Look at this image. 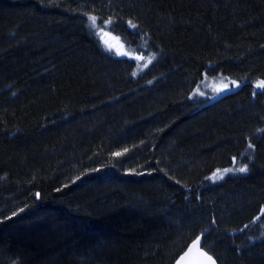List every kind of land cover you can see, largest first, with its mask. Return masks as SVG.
Here are the masks:
<instances>
[{"label":"trees","instance_id":"obj_1","mask_svg":"<svg viewBox=\"0 0 264 264\" xmlns=\"http://www.w3.org/2000/svg\"><path fill=\"white\" fill-rule=\"evenodd\" d=\"M261 80L264 0H0V264H264Z\"/></svg>","mask_w":264,"mask_h":264},{"label":"rangeland","instance_id":"obj_2","mask_svg":"<svg viewBox=\"0 0 264 264\" xmlns=\"http://www.w3.org/2000/svg\"><path fill=\"white\" fill-rule=\"evenodd\" d=\"M122 49V47H120ZM264 80L256 82L258 88H264L261 86V83ZM242 83H239L237 80L231 79L230 77L223 75H216L213 77H206L201 85L197 87L193 92V97L198 99H211L217 98L221 94L235 91L241 87ZM230 170V171H226ZM222 170V172L214 175L215 178L223 177L227 174H236L238 173V168L233 167L230 169Z\"/></svg>","mask_w":264,"mask_h":264},{"label":"snow or ice","instance_id":"obj_3","mask_svg":"<svg viewBox=\"0 0 264 264\" xmlns=\"http://www.w3.org/2000/svg\"><path fill=\"white\" fill-rule=\"evenodd\" d=\"M89 21H90V27L91 28H96L97 27V18L95 16H89L88 17ZM114 22L113 21H107V22H104L105 26H108V25H111L113 24ZM130 24V27H132L133 29L136 28V25L134 24ZM103 31V29H101V32ZM107 33H105L106 35ZM105 44H107V41H105ZM114 46L113 45H108V48L111 49L113 48ZM116 54L117 55H120V56H125V55H128V53H125V52H121L119 49L116 50ZM133 59L135 60H143L144 57L143 56H138V57H133ZM149 63H151V60H149ZM144 67H147V64L144 65ZM133 76L137 75L136 72H133L132 73ZM261 86L264 87V82L261 83ZM116 155H120L119 153H116ZM247 167H240L238 169L239 172L241 173H244V172H247ZM226 171H230V170H226ZM222 178V177H220ZM39 195V194H37ZM200 237L198 236L196 238L195 241H193L192 245L188 248V251L184 254V257H181V261H184L186 257H188L192 252H193V249H197L198 253H199V256L202 257L203 259L202 260H195V261H192L191 264H216V261L208 255L207 252L203 251L202 249H199L198 248V245L200 244ZM181 261H178V264H181Z\"/></svg>","mask_w":264,"mask_h":264},{"label":"water","instance_id":"obj_4","mask_svg":"<svg viewBox=\"0 0 264 264\" xmlns=\"http://www.w3.org/2000/svg\"><path fill=\"white\" fill-rule=\"evenodd\" d=\"M200 244L198 245V248L199 249H202L203 251L207 252L203 247H202V239L200 238ZM193 243V242H192ZM192 243L189 245V247L192 245ZM188 247V248H189ZM188 248L186 249V251L182 254L181 257H184V254L188 251ZM209 256H211L215 261L216 259L209 253L207 252ZM181 257L178 261H181ZM203 258L199 256V253L197 251V249H193V252L185 258L184 261H181V264H191L192 261H195V260H202ZM178 264V262H177ZM216 264H218V262L216 261Z\"/></svg>","mask_w":264,"mask_h":264}]
</instances>
